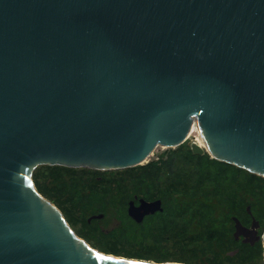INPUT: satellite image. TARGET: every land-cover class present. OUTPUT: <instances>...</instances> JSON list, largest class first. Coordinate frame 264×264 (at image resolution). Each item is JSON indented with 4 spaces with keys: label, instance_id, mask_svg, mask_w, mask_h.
I'll list each match as a JSON object with an SVG mask.
<instances>
[{
    "label": "water",
    "instance_id": "1",
    "mask_svg": "<svg viewBox=\"0 0 264 264\" xmlns=\"http://www.w3.org/2000/svg\"><path fill=\"white\" fill-rule=\"evenodd\" d=\"M195 124L193 155L264 177V0H0V264H152L90 248L33 174L135 168Z\"/></svg>",
    "mask_w": 264,
    "mask_h": 264
},
{
    "label": "rangeland",
    "instance_id": "2",
    "mask_svg": "<svg viewBox=\"0 0 264 264\" xmlns=\"http://www.w3.org/2000/svg\"><path fill=\"white\" fill-rule=\"evenodd\" d=\"M201 136V132L197 130L190 136L184 147H188L192 142H199ZM177 150L186 152L180 147L174 149L158 147L143 165L118 171L102 172L90 169H70L60 166L38 167L36 170L42 172L44 187L49 193L48 196L57 201L61 207L53 203L50 197L36 189L44 199L61 212L77 238L84 241L93 250L107 256L152 264H264V239L257 243L258 246L256 248L236 244L234 241L235 225L232 218L237 217L243 225L251 227L252 218L247 214L246 209L247 207L254 208L255 212L260 216L258 218L261 219L259 235L264 237V177L224 162L221 163L227 164L225 168L235 169L238 172L237 183H228L225 193L216 195L217 197L213 193L207 194V192L203 195L205 196L204 202L207 203V208H209L215 218H218L219 229L223 233V239L218 242L216 247H205L200 240L190 241L189 237L187 242H183L168 235L167 232H157L158 230L156 228L153 229L152 226L144 228L145 231H139L126 222L120 228H115L112 224H114L115 218L120 216H117L119 210H113L112 208L107 219L88 222L91 217L100 214L94 204L90 206L92 192L89 190L94 185H97L96 179L103 178L105 183L112 180V178L114 182L126 183L127 179L135 176L147 177L149 180H160L159 176L152 177L147 175L151 169L146 170V175L142 169L149 164L159 163L161 159L166 160L169 153ZM178 156L180 160L186 157L181 155V153ZM209 158L213 159L211 155H209ZM206 163L208 162H204V165L197 162L191 164L187 162L181 163L179 170L176 171L182 176L179 181L186 186H191L188 174L193 171L197 172V168L201 165L204 168L206 167L205 169L221 168L220 163L211 164V166ZM253 178L255 180V188L252 191L248 190V186L252 184ZM163 179L167 180L168 178ZM167 182L169 185L164 187L171 189V191L183 192L186 190L189 192V189L185 185L179 184L180 182L177 183L175 178ZM113 187L112 184L110 192L115 191ZM128 207L127 205V209ZM237 249L240 250V255L237 257L231 256L230 254Z\"/></svg>",
    "mask_w": 264,
    "mask_h": 264
},
{
    "label": "trees",
    "instance_id": "3",
    "mask_svg": "<svg viewBox=\"0 0 264 264\" xmlns=\"http://www.w3.org/2000/svg\"><path fill=\"white\" fill-rule=\"evenodd\" d=\"M184 145L180 146V149L186 150V152L177 150L169 153L166 160L161 159L159 163L144 166L142 169L144 173L146 170L151 169L147 175L152 177L159 176L160 180H149L147 177L144 178L143 176H135L134 178L127 179L126 183L114 182L113 178V181L109 180L105 183L103 178L96 179L97 185H94L89 190L92 192L90 206H93V204L96 206V209L100 212L99 215H104L103 220L107 219L109 213L111 212V208L113 210H119L117 216L120 217H116L114 224H112L115 228H120L123 224L128 222V224L134 229L145 231L144 228L137 225L129 218L127 214V205L134 199V196L146 193L151 198H159L164 204V214H161L158 218H155L152 221L153 229L156 228V230H158L157 232H167L168 235H171L173 238L183 242H187L189 237L190 241L200 240V242L204 243L205 247H216L218 242L222 241L223 233L219 229V222H217L218 218H215L212 212L209 211V208H207V203L204 202L205 196L203 195L205 192H207V194L213 193L215 196L221 193L224 194L227 190L228 183H237L238 172H236L235 169L230 170L225 168L227 164L210 159L207 153L204 156H195L190 150L189 145L188 147H184ZM180 153L186 157L180 160V157L178 156ZM184 162L190 164L197 162L203 165L204 162H208L206 163L208 166L220 163L221 168L215 167L205 169L206 167L204 168L203 165L199 166V168H197V172L193 171L188 174V178L191 180V186H186L179 181L182 179V176L176 172L179 170L181 163ZM163 178L168 179L164 180ZM173 178L177 180V183L180 182L179 184L185 185L189 189V192L186 190L183 192H174L173 190L171 191V189L165 188V185H169L167 181H171ZM33 181L38 191L48 196L49 193L45 190L44 179L41 171L36 170L34 172ZM112 184L114 186L113 189L118 192H110V186ZM251 185L248 186V190L253 191L255 188L254 178L252 179ZM48 197L53 200V203H56L57 206L61 207L60 204L51 196ZM251 212L261 224V219L258 218L260 216L255 212L254 208H251ZM172 220H174V222H172ZM235 243L241 244L236 241ZM243 246L248 247V245ZM257 246L258 244H256L253 248H256ZM240 253L241 252L239 250V253L234 257L239 256Z\"/></svg>",
    "mask_w": 264,
    "mask_h": 264
},
{
    "label": "flooded vegetation",
    "instance_id": "4",
    "mask_svg": "<svg viewBox=\"0 0 264 264\" xmlns=\"http://www.w3.org/2000/svg\"><path fill=\"white\" fill-rule=\"evenodd\" d=\"M154 197V196H153ZM160 199L159 198H151L148 194L146 193H142V194H139V195H136L134 196V199L131 200L129 203H128V206L131 202H134L135 203V206L136 207H139L140 206V202L141 201H146V202H155V201H159ZM161 201V200H160ZM162 207H163V211L162 212H157L156 214L154 215H150V216H146L143 221L141 223H136L135 221H133L130 217V219L135 222L137 225L141 226L142 228H147L149 226H152V221L153 219L155 218H158L161 214H164V204L162 202ZM129 208V207H128ZM127 214H128V209H127ZM129 216V215H128ZM172 222H174V220H172ZM245 226V225H244ZM245 227H250V226H245ZM242 238L240 239V241H238V243H241L242 244Z\"/></svg>",
    "mask_w": 264,
    "mask_h": 264
},
{
    "label": "bare ground",
    "instance_id": "5",
    "mask_svg": "<svg viewBox=\"0 0 264 264\" xmlns=\"http://www.w3.org/2000/svg\"><path fill=\"white\" fill-rule=\"evenodd\" d=\"M197 130H199L198 125H197V124L193 125L192 130H191L190 134H189L188 137H187V141L189 140L190 136H191L194 132H196ZM199 131H200V130H199ZM202 137H203V136H201V138L199 139V142H197V144H199L203 149H207V145H206V143H205V140H204V138H202ZM187 141H186V142H187Z\"/></svg>",
    "mask_w": 264,
    "mask_h": 264
}]
</instances>
